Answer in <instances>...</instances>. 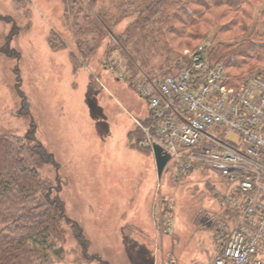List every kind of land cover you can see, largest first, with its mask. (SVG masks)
Here are the masks:
<instances>
[{
	"label": "rangeland",
	"instance_id": "rangeland-1",
	"mask_svg": "<svg viewBox=\"0 0 264 264\" xmlns=\"http://www.w3.org/2000/svg\"><path fill=\"white\" fill-rule=\"evenodd\" d=\"M66 1L0 0V126L45 148L39 171L64 205L58 244L65 252L50 264H169L176 231L219 207L222 179L204 165L178 176L175 157L158 175L148 135L156 134L155 121L139 91L164 77L155 80L149 67H166L178 54L134 58V71L113 33L111 47L94 52ZM131 20L125 16L117 29ZM137 127L142 139L130 140Z\"/></svg>",
	"mask_w": 264,
	"mask_h": 264
},
{
	"label": "trees",
	"instance_id": "trees-1",
	"mask_svg": "<svg viewBox=\"0 0 264 264\" xmlns=\"http://www.w3.org/2000/svg\"><path fill=\"white\" fill-rule=\"evenodd\" d=\"M66 2L74 14L77 34L96 42L94 52L111 47V41L107 42L113 33L128 50V67L134 71L139 68L134 58L146 57L142 61L148 63L155 54L168 60L169 55L178 54L166 67H149L147 72L155 80L179 70L185 61L181 58L184 50L194 51L208 35L206 53L211 61L224 63L228 84H239L248 74L264 73V0ZM125 16L132 20L122 32L117 25ZM153 68L166 69L156 74ZM142 136L139 127L129 133L130 140ZM28 137L0 126V264H50L65 252L58 244L65 235L61 224L64 205L59 196H51V182L39 171L47 151ZM221 138L239 147L240 141L226 133ZM225 213L232 217L238 210L227 208Z\"/></svg>",
	"mask_w": 264,
	"mask_h": 264
},
{
	"label": "built area",
	"instance_id": "built-area-1",
	"mask_svg": "<svg viewBox=\"0 0 264 264\" xmlns=\"http://www.w3.org/2000/svg\"><path fill=\"white\" fill-rule=\"evenodd\" d=\"M185 54L188 62L179 70L141 85L155 121L149 140L176 158L180 175L199 164L229 183L219 204L238 213L216 227L221 251L198 264H264V73L232 85L224 63L210 60L205 43ZM229 131L237 134L239 147L222 140ZM166 224L171 228L172 219ZM175 261L172 256L168 263Z\"/></svg>",
	"mask_w": 264,
	"mask_h": 264
},
{
	"label": "crops",
	"instance_id": "crops-1",
	"mask_svg": "<svg viewBox=\"0 0 264 264\" xmlns=\"http://www.w3.org/2000/svg\"><path fill=\"white\" fill-rule=\"evenodd\" d=\"M198 165L199 164L196 166L198 167ZM195 167L191 169L192 172L197 169V167ZM212 176L215 179V176ZM228 189L229 183L222 176L221 181L218 180L215 185L214 195L216 197L218 196L216 199L219 206L215 209L216 211L208 209L211 216L207 214L202 216L197 226L182 227L181 233L178 230L176 231L177 233H175L176 236H173L175 238H172V248L170 249L174 251V255L177 258L176 264H198L213 258L221 251V240L217 235L216 227L217 224H219V220L227 215L225 210L221 208L219 199ZM212 213H215V216H213L214 214ZM184 231H186L185 235L183 234ZM178 235H180L179 239L176 238Z\"/></svg>",
	"mask_w": 264,
	"mask_h": 264
},
{
	"label": "water",
	"instance_id": "water-1",
	"mask_svg": "<svg viewBox=\"0 0 264 264\" xmlns=\"http://www.w3.org/2000/svg\"><path fill=\"white\" fill-rule=\"evenodd\" d=\"M152 149L155 157L156 169L158 175L161 176L166 164L171 158V155L169 152L165 151L163 147L158 143H153Z\"/></svg>",
	"mask_w": 264,
	"mask_h": 264
}]
</instances>
